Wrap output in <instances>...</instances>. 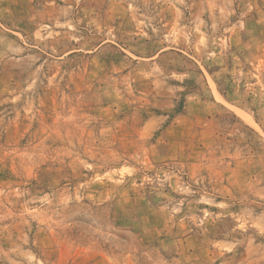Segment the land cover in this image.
<instances>
[{"label": "rangeland", "instance_id": "rangeland-1", "mask_svg": "<svg viewBox=\"0 0 264 264\" xmlns=\"http://www.w3.org/2000/svg\"><path fill=\"white\" fill-rule=\"evenodd\" d=\"M0 264H264V0H0Z\"/></svg>", "mask_w": 264, "mask_h": 264}]
</instances>
